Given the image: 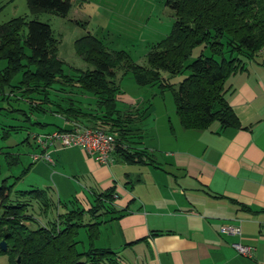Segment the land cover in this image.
<instances>
[{
    "label": "trees",
    "instance_id": "1",
    "mask_svg": "<svg viewBox=\"0 0 264 264\" xmlns=\"http://www.w3.org/2000/svg\"><path fill=\"white\" fill-rule=\"evenodd\" d=\"M74 1L27 0L30 7L63 18ZM168 5L175 18L172 30L151 46L146 66L86 35L74 42V52L86 68H70L67 74L57 55L59 42L48 24L22 18L1 24L0 110L16 113L22 122L34 126L45 124L32 121L33 116L58 114L69 123L111 134L114 152L123 161L154 165L137 141L138 127L147 118L151 101L130 109L123 105L120 82L131 75L139 87L153 88L158 95L172 94L183 130L205 131L215 122L222 128L238 127L225 83L243 70L246 61L264 52V0H170ZM198 46L209 49L210 55L200 54L189 61ZM185 71L187 77L173 84L174 76ZM76 90L94 99V107L89 102L84 107L75 98L80 94ZM22 129L7 126L1 139L6 141ZM11 148H0L8 168L19 163L20 154L8 151ZM25 171L14 179L21 180ZM13 185L0 186V242L7 243L12 264H119L115 253L92 245L101 224L98 220L113 213L108 209L112 208V190L99 194L85 212L75 201L70 208L54 201L49 189L17 192V201L6 205ZM61 205L65 212L58 210ZM80 229L86 230L89 244L83 252L76 249Z\"/></svg>",
    "mask_w": 264,
    "mask_h": 264
},
{
    "label": "crops",
    "instance_id": "2",
    "mask_svg": "<svg viewBox=\"0 0 264 264\" xmlns=\"http://www.w3.org/2000/svg\"><path fill=\"white\" fill-rule=\"evenodd\" d=\"M243 67L225 83L238 127L215 122L205 131L183 130L172 94L150 88L152 106L137 141L154 165L127 163L116 152L103 165L79 147L56 144L47 151L51 163L24 169L28 190L49 189L54 201L68 208L75 201L85 212L112 190L113 213L98 220L92 245L115 253L119 264H264V52ZM122 92L128 109L138 103ZM48 121H38L45 124L36 125L40 134L72 125ZM225 226L240 234H221ZM233 243L252 248V257L238 255Z\"/></svg>",
    "mask_w": 264,
    "mask_h": 264
},
{
    "label": "rangeland",
    "instance_id": "3",
    "mask_svg": "<svg viewBox=\"0 0 264 264\" xmlns=\"http://www.w3.org/2000/svg\"><path fill=\"white\" fill-rule=\"evenodd\" d=\"M168 1L170 0H75L67 17L63 18L44 9L32 8L27 0H0V25L20 18L48 24L59 42L57 55L64 62L63 69L67 74H70V68H86V64L74 52V42L86 35L93 36L110 51L126 52L135 63L146 66V54L151 46L166 38L172 30L175 18ZM200 54L209 56V49L196 47L189 61ZM187 75L188 71H185L174 76L172 83L177 86ZM120 83L126 96L138 98V104L141 106L146 104V101L142 103L143 100L150 99L148 92L150 88L136 86L131 75L123 77ZM74 92L80 93L76 94L75 98L79 99L84 107L86 103L92 102L89 95L85 96L77 90ZM166 95L167 98L170 97L168 92ZM43 117L44 115H35L32 121L49 119L51 121L48 122L57 126L65 125L63 118ZM22 119L23 117L17 116L16 113L0 110V148L7 151L5 147H12L8 151L20 154L19 163L11 168L6 166L3 156L0 155V186L14 184L6 205L17 201V192L28 190L27 186L30 184L28 178L24 177L21 180L14 178L21 175L23 170L34 162L32 160L34 154L40 153L32 139L33 134H40V129L28 122H22ZM7 126H23L24 129L4 141L1 139V133ZM52 128L53 126H47L44 131ZM26 138L27 142L24 141ZM37 218L41 220L43 216L38 215ZM75 240L79 242L77 251L83 252L87 248L83 229L79 230ZM0 264H12L7 251L0 250Z\"/></svg>",
    "mask_w": 264,
    "mask_h": 264
},
{
    "label": "built area",
    "instance_id": "4",
    "mask_svg": "<svg viewBox=\"0 0 264 264\" xmlns=\"http://www.w3.org/2000/svg\"><path fill=\"white\" fill-rule=\"evenodd\" d=\"M32 139L40 150V153L34 154V162L44 161L51 163L47 153L50 147L58 145L60 148L79 147L85 153L103 165H111V154L115 150V140L111 134L105 133L100 129L87 128L80 124H72L68 131H53L44 134H33ZM221 234L239 235L238 226H225L220 230ZM261 235L264 237V224L261 226ZM231 247L240 256L251 258L253 250L250 247L239 243L231 244Z\"/></svg>",
    "mask_w": 264,
    "mask_h": 264
},
{
    "label": "water",
    "instance_id": "5",
    "mask_svg": "<svg viewBox=\"0 0 264 264\" xmlns=\"http://www.w3.org/2000/svg\"><path fill=\"white\" fill-rule=\"evenodd\" d=\"M0 250L7 251V243L4 240L0 242ZM17 262H19V260H17Z\"/></svg>",
    "mask_w": 264,
    "mask_h": 264
}]
</instances>
